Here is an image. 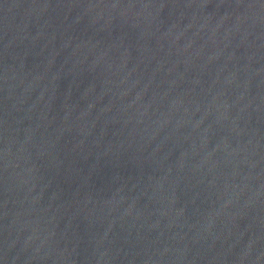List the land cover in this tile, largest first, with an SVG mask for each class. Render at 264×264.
<instances>
[{
	"label": "water",
	"instance_id": "obj_1",
	"mask_svg": "<svg viewBox=\"0 0 264 264\" xmlns=\"http://www.w3.org/2000/svg\"><path fill=\"white\" fill-rule=\"evenodd\" d=\"M0 264H264V0H0Z\"/></svg>",
	"mask_w": 264,
	"mask_h": 264
}]
</instances>
